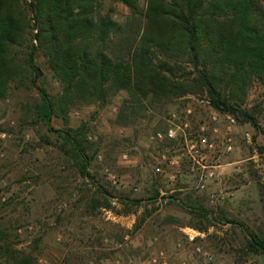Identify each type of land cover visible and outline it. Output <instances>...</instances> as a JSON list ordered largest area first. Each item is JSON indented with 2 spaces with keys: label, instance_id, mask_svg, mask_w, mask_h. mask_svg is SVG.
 I'll list each match as a JSON object with an SVG mask.
<instances>
[{
  "label": "rangeland",
  "instance_id": "1",
  "mask_svg": "<svg viewBox=\"0 0 264 264\" xmlns=\"http://www.w3.org/2000/svg\"><path fill=\"white\" fill-rule=\"evenodd\" d=\"M136 5L144 10L146 0ZM100 10L123 26L131 11L113 0H101ZM18 51L22 59L26 47ZM36 60L43 72L36 82L57 95L62 83L40 49ZM125 97L119 91L52 118L59 129L84 127L93 181L65 163L61 138L34 119L35 87L13 85L0 100V217L11 213L10 226L19 227L15 246L31 251L40 238L38 264H57L71 247L101 256V264H264L241 250L242 228L264 225V136L212 108L205 92L143 99L130 118L120 112ZM243 105L264 110L260 82L250 84ZM257 117L263 126L264 112ZM96 185L113 194L117 210V198L142 202L128 214L77 207Z\"/></svg>",
  "mask_w": 264,
  "mask_h": 264
},
{
  "label": "trees",
  "instance_id": "2",
  "mask_svg": "<svg viewBox=\"0 0 264 264\" xmlns=\"http://www.w3.org/2000/svg\"><path fill=\"white\" fill-rule=\"evenodd\" d=\"M113 1L131 10L125 26L110 11L101 12V0H0V100L13 85L35 87L39 98L30 111L61 138L65 163L93 181L84 127L59 129L52 118L81 103L106 102L123 90L127 92L120 107L123 116L133 115L132 104L149 97L159 101L205 92L212 108L239 123H251L264 136L257 117L263 107L243 105L253 81L264 86L261 0H146L144 10L136 0ZM22 46L26 51L21 59ZM39 49L62 83L57 95L36 82L43 75L36 60ZM110 197H114L110 191L96 185L91 195L78 199L77 207L128 214L142 202L138 197L117 198L123 206L117 210ZM12 218L11 213L0 217V264H38L40 238L34 239L31 251L17 248L19 227L10 226ZM242 232L243 253L264 259V225ZM102 260L71 247L57 264H101Z\"/></svg>",
  "mask_w": 264,
  "mask_h": 264
},
{
  "label": "built area",
  "instance_id": "3",
  "mask_svg": "<svg viewBox=\"0 0 264 264\" xmlns=\"http://www.w3.org/2000/svg\"><path fill=\"white\" fill-rule=\"evenodd\" d=\"M174 134H175L174 129H173V128H169V129L167 130L166 136H168V137L171 138V137L174 136ZM158 136L161 137V136H162L161 133H158ZM228 149H229V147H228Z\"/></svg>",
  "mask_w": 264,
  "mask_h": 264
}]
</instances>
